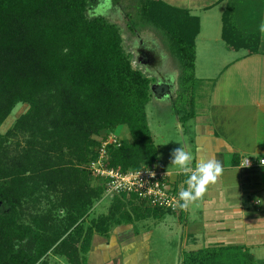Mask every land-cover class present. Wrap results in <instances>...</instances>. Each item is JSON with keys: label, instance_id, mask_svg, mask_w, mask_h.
Wrapping results in <instances>:
<instances>
[{"label": "trees", "instance_id": "trees-1", "mask_svg": "<svg viewBox=\"0 0 264 264\" xmlns=\"http://www.w3.org/2000/svg\"><path fill=\"white\" fill-rule=\"evenodd\" d=\"M90 2L0 0V128L18 104L29 105L12 129L0 133V264L44 263L51 250L79 264L95 234L108 237L114 227L135 224L140 217L172 214L142 208L135 197L122 195L113 198L107 214L87 222L94 201L104 195L82 168L97 156L95 136L128 127L133 142L109 148L111 166L124 172L158 161L147 116L152 80L132 67L117 24L89 15ZM136 11L142 25L164 33L180 63L173 106L186 127L196 117L199 19L162 0H136ZM128 29L135 32L136 22ZM222 39L234 51L258 50L259 33L242 29L235 6L224 14ZM19 133L25 145L10 150L8 139ZM59 188V205L51 204L31 224L22 221L24 201L39 202L41 193ZM58 210L66 213L63 218L54 216ZM183 214L181 209L180 218ZM182 264L257 263L244 246H212L185 251Z\"/></svg>", "mask_w": 264, "mask_h": 264}, {"label": "crops", "instance_id": "crops-1", "mask_svg": "<svg viewBox=\"0 0 264 264\" xmlns=\"http://www.w3.org/2000/svg\"><path fill=\"white\" fill-rule=\"evenodd\" d=\"M162 1L188 10L200 24L195 75L208 88L205 96L199 93L196 117L187 123L189 130L187 127L182 132L185 141L184 134L188 133L190 143V149L184 147L193 153L194 162L215 156L223 164L216 183L210 184L201 199L184 209L186 228L190 226L186 242L189 249L185 251L244 246L253 252L264 247L261 239L264 237V166L244 168L242 162L250 158L256 163L264 158V34L259 31V25L264 23V0ZM229 6H235L237 22L243 30L259 33L256 53L250 54L247 49L234 51L226 46L222 28ZM242 12L246 14L243 16ZM204 24L213 37L208 32L204 34ZM251 28L256 31L250 32ZM200 60L206 66L203 75L197 71ZM168 172L179 192L187 187L180 170L174 168ZM104 197L94 204L87 222L97 217L91 215ZM136 225L137 222L114 227L108 237L95 234L85 262L80 254L79 264H150L152 232L144 229L141 232ZM69 263L78 264L70 260Z\"/></svg>", "mask_w": 264, "mask_h": 264}, {"label": "rangeland", "instance_id": "rangeland-1", "mask_svg": "<svg viewBox=\"0 0 264 264\" xmlns=\"http://www.w3.org/2000/svg\"><path fill=\"white\" fill-rule=\"evenodd\" d=\"M90 16H104L114 24H117L119 32L122 38L123 46L126 54L129 56L132 67L135 70L143 72L152 80L151 85V100L147 106V115L150 130L154 139V143L157 149V164L164 167L166 171L171 169L179 170L177 166L171 165V152L173 149L187 145L190 149V143L187 140V135L184 134L186 139L183 140L182 132L186 131V127L178 123L180 120L174 113L173 99L177 91L180 88L182 70L178 59L172 54L170 48V42L162 31L153 29L151 26L142 25L140 19L137 16L136 0H90ZM164 2V1H163ZM166 3V2H165ZM178 3V2H175ZM170 5L169 3H166ZM177 5V4H176ZM170 5L180 8L178 6ZM246 8L245 6H243ZM248 8V7H247ZM196 15H199L196 12ZM243 16L246 14L242 12ZM203 17V13H200ZM128 15L130 17H128ZM136 22V31L131 32L128 29V24ZM242 24H240L241 26ZM247 28H250L248 24H243ZM204 34H207L208 30L204 24ZM256 31L251 28L250 32ZM208 35H211L208 32ZM200 43V41H199ZM201 44V43H200ZM202 45V44H201ZM227 46V45H226ZM228 47V46H227ZM229 48V47H228ZM198 74H202V71L206 68L203 63H198ZM203 75V74H202ZM206 83H198L195 86V101L197 104V97L199 93L201 96L206 95L208 86ZM207 86V87H206ZM29 110V105L25 103L18 104L13 110L12 114L6 119L4 124L0 128L1 134H6L13 128L16 121ZM190 126L188 127L189 130ZM106 131H103L101 135L95 136L98 142H101L103 137L106 136ZM115 134L118 135L123 141L129 143L133 142V138L129 132L127 126H119L116 128ZM185 142V143H184ZM20 143L21 147L25 145V135L19 133L16 136L8 139V146L10 150H14L16 144ZM186 149V148H185ZM13 154H16L13 152ZM166 167V168H165ZM86 168V166H82ZM92 187H100L97 181L91 178ZM61 189L58 191H50L41 193L38 198L41 200L34 201L29 199L24 201L21 207V219L24 223L31 224L35 216L42 215L50 210L51 204L60 203ZM105 195L102 196V198ZM102 198L94 201V204L98 203ZM49 201H52L49 203ZM113 204L112 197H104L103 202L98 205L95 212L91 215L100 216L104 213H108L111 205ZM136 204V203H134ZM92 206V208H93ZM151 208L148 204L142 203V208ZM129 211L135 216L132 206H129ZM140 209V214L145 210ZM154 209V208H151ZM56 210V209H55ZM157 210V209H156ZM54 216L64 217L65 212H53ZM140 215V216H141ZM163 219V220H162ZM137 228L142 232H152V239L150 244V264H182V257L185 250L189 249L186 245L188 239V233L190 226L186 228L187 221L185 215L180 218L179 214H166L163 218L150 217L142 221V217L136 219ZM189 222H191L189 220ZM204 239V238H203ZM202 239V240H203ZM259 239V238H258ZM261 239H264V237ZM257 264H264V247L254 249L250 252ZM45 264H71L69 260L56 251L52 255L48 256L47 260L43 261Z\"/></svg>", "mask_w": 264, "mask_h": 264}, {"label": "built area", "instance_id": "built-area-1", "mask_svg": "<svg viewBox=\"0 0 264 264\" xmlns=\"http://www.w3.org/2000/svg\"><path fill=\"white\" fill-rule=\"evenodd\" d=\"M121 145L122 139L114 132L106 134L96 150V158L86 165L91 178L104 188V195L112 198L133 196L138 202L146 203L151 208L180 214L179 190L171 180V174L163 167L155 163L140 170L124 172L111 166L109 148H119ZM255 165L264 166V158L256 163L250 158L242 162L244 168Z\"/></svg>", "mask_w": 264, "mask_h": 264}, {"label": "clouds", "instance_id": "clouds-1", "mask_svg": "<svg viewBox=\"0 0 264 264\" xmlns=\"http://www.w3.org/2000/svg\"><path fill=\"white\" fill-rule=\"evenodd\" d=\"M259 31L264 34V23L259 25ZM170 156L171 165L177 166L186 177L184 183L187 187L179 192L181 203L178 206L187 209L191 203L204 196L210 184L216 183L223 172V164L215 156L194 162L193 153L181 145L173 149Z\"/></svg>", "mask_w": 264, "mask_h": 264}]
</instances>
